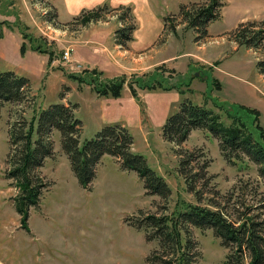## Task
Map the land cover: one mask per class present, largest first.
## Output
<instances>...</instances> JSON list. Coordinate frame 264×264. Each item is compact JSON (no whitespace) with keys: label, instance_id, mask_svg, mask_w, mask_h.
Returning a JSON list of instances; mask_svg holds the SVG:
<instances>
[{"label":"rangeland","instance_id":"1","mask_svg":"<svg viewBox=\"0 0 264 264\" xmlns=\"http://www.w3.org/2000/svg\"><path fill=\"white\" fill-rule=\"evenodd\" d=\"M9 1L11 3L6 10L11 12L10 15L0 14L1 19L10 22L9 28L3 26L0 29V71H13L27 77L31 82V91L25 102L7 104L0 110V264H148V259L160 252V241L156 237L148 241L146 233L153 234V231L138 230L133 225L138 221L143 223L148 215L174 218L188 205L208 206L213 203L225 209L229 218L234 221L238 219V215L248 213V208H252L249 215L264 213V210L256 209L264 198V180L259 175L258 165L242 153L235 162L229 163L220 150V140L207 130H193L188 140L180 146L168 142L163 138L162 127L166 122L160 123L161 114L157 116L156 111H152L156 119V124L152 123V127L147 110L149 104L155 105L158 95L156 92L161 90H142L136 86L142 101L137 103L144 109L138 111L142 116L143 129L137 127L136 117L129 121L130 127L126 124L119 125L127 128L134 139L135 145H132L131 152L145 157L149 166L169 185L171 196L164 200L158 195H149L136 172L124 170L118 159L108 155L98 164L96 177L90 188L84 189L62 149L61 134L54 131L51 137L54 156L48 158L38 170L39 178L46 188L42 190L38 206L29 210V218L25 223L27 228L22 227V217L17 213L14 203L18 189L13 186L12 181L6 179L8 156L11 152V125L18 120L29 124L50 105L65 104L75 109L77 118L82 122L80 147L96 138L109 125L106 124L104 113L100 112V103L109 98L100 97L91 85L78 84L72 80L71 75H82L80 73L89 69L87 63L77 60L76 53L86 47L84 41L94 30L106 26L114 31L128 26L135 30L136 20L132 9L106 3L102 6L107 7L104 10H101L102 7L92 8L79 13L75 20L64 23L58 19L57 11L52 6L54 0ZM243 1L255 4V0ZM188 7L191 12L195 9L191 5ZM164 8L163 12H168ZM235 8L225 11L227 29H233L232 26L242 12ZM253 8L248 9L249 14H252ZM161 10L157 9V14ZM259 10L264 14V5ZM91 11H98L101 19L87 26L80 20L77 21L82 19L83 13ZM170 16L164 40L175 34L176 26L184 25L179 31L181 37L187 40L189 33L194 31L187 26L184 16ZM252 23H255V27L251 26ZM172 27H175L174 31ZM223 27L222 23H216L211 26V34ZM153 28L149 23L141 25L138 34ZM5 29L9 30V34H6ZM243 31H247L249 36L264 31V16L236 28L224 38V42L238 45L237 38ZM10 32L17 36L20 34V37L24 32L49 43L46 49L54 52L55 60L49 63L48 54L33 51L28 39L24 40L22 37V40L15 42ZM194 35L197 34L194 32ZM207 38L204 37L201 41L206 42ZM211 40L214 41V38L209 39L206 45L209 50L216 47ZM219 40L221 39L217 41L223 42ZM23 42L26 43L25 53L22 51ZM188 42L181 45L183 50L169 47L167 52L161 54L172 55L193 49L192 42ZM222 49H225L223 53L226 60L216 63L220 66L216 71L213 68L205 71L186 69L188 59L182 57L166 66L152 68L139 77H144L142 80L147 81L150 79L147 77L157 73L167 80L168 86H177L179 82L196 77L190 87L183 88L182 93L176 90L180 100L172 105L175 109L170 111V115L179 110L183 101L192 100L199 105L206 103L208 108L220 115L226 126L235 125L222 109L215 106L217 103L247 120L254 117L253 123V119H249L250 125L254 126L256 123L264 128V74L258 69V62L264 61V42L259 49L241 48L238 52H232L227 46ZM66 52L70 53L69 61L64 59ZM93 52L98 53L96 49ZM150 56L152 54L139 55L137 59L143 61ZM100 78L104 82L108 81L105 75L99 77V80ZM130 80L133 81L131 78ZM122 92L126 99L132 96L129 91ZM35 125L37 126L36 123ZM187 154L193 155L187 169L189 172L191 170L189 176L196 181L195 192L187 189L185 178L179 170L180 162L187 159ZM205 164L208 165L204 170L206 178L202 180L199 175ZM190 232L196 243L192 252L198 251L202 256L200 264H227L228 250L222 247L220 239L215 237L212 230L202 231L190 226Z\"/></svg>","mask_w":264,"mask_h":264},{"label":"trees","instance_id":"2","mask_svg":"<svg viewBox=\"0 0 264 264\" xmlns=\"http://www.w3.org/2000/svg\"><path fill=\"white\" fill-rule=\"evenodd\" d=\"M33 1L42 2L45 0ZM9 3L11 1L1 0V15H10L11 12L6 10ZM191 6L195 8L192 12L188 11L190 9L188 6L182 7L180 16H184L187 26L197 34L196 41L198 42L204 37H208V27L220 19L221 11L219 12V9H222L224 5L220 0H210L208 3ZM106 8V6L102 7L101 10ZM100 19L101 15L98 11H91L83 13L82 19H77V21L80 20L84 26H87ZM9 23L8 21L0 22V29L3 26L8 27ZM254 24L252 23L251 26L255 27ZM174 28L171 29L174 31ZM133 31L134 27L130 26L118 29L116 31L118 45L126 47L127 43L132 40ZM21 35L24 40L30 41L33 51L48 54L49 63L55 60L54 52L46 49L49 43L33 38L24 32ZM263 42L264 31H259L251 36L247 31H243L237 38V44L240 47L249 49H259ZM22 51L24 53L26 51L25 42L22 43ZM212 68L210 67L209 70ZM258 69L264 74V61L258 62ZM80 74L82 75H71L72 80L78 84L93 86V89L101 97L120 98L122 96L126 77L104 82L101 78L99 80V77L103 76V72L96 69H87ZM143 78L132 77L133 81L129 83L131 94L138 103H142V101L135 89L136 86L142 90H178L179 93H182L183 88L190 87L196 79L194 76L185 81L186 83L179 82L177 86H168L167 80L157 73L147 77V79L150 78L147 81L142 80ZM30 85L31 82L27 77L13 71H0V110L7 104L25 102L29 98ZM215 106L222 109L227 118L232 120V124L235 125L226 126L220 115L208 108L206 103L199 105L192 100L183 101L179 110L169 115L163 125V138L180 146L188 140L190 132L193 130H207L220 140V150L229 163L235 162V159L239 158L242 153L259 166V175L264 180V128L256 123L251 126L249 119H253L252 123L254 121V117L251 115L247 120L246 117L231 113L224 106H219L217 103ZM140 107L143 111V107ZM74 110L73 107L65 104L50 105L29 124L18 120L11 125L9 130L11 152L8 156L9 169L6 179L12 181L13 186L18 189L14 203L17 213L22 217V227L27 228L25 223L29 218V210L31 207L38 206L42 190L46 188L39 178L38 170L44 166L48 158L54 156V143L51 140L54 131L61 134L62 149L68 156L71 169L79 184L84 189L90 188L96 177L98 164L105 155H108L118 159L124 170L136 172L149 195H158L164 200L171 196V188L163 177H160L149 166L145 157L131 152L134 139L127 128L119 124L108 125L96 138L89 141L84 147H80L83 126ZM248 111L255 112L254 110ZM35 136L36 139H34ZM187 155V159L180 162L179 170L185 178L187 189L195 192L196 181L189 176L191 170L189 172L187 169L193 160V155ZM207 167L208 165L205 164L202 168L203 172L199 175V177L202 176V180L206 178L204 170ZM256 209L264 210V198ZM247 210L248 213L238 215V219L234 221L217 203L208 206L188 205L174 218L148 215L143 223L138 221L133 225H136L138 230L153 231V234L145 232L148 241L155 237L160 241V252H156L150 257L148 264H200L201 254L198 251L192 252L196 248V243L192 239L190 226L202 231H213L215 237L220 239L222 247L228 250L227 264H264V213L253 216L249 215L252 208Z\"/></svg>","mask_w":264,"mask_h":264},{"label":"crops","instance_id":"3","mask_svg":"<svg viewBox=\"0 0 264 264\" xmlns=\"http://www.w3.org/2000/svg\"><path fill=\"white\" fill-rule=\"evenodd\" d=\"M210 0H54L52 3L53 7L57 11L58 19L64 21V23L76 19L79 13H82L86 10H92V8L102 7L104 4H111L114 7H126L130 8L133 11V15L136 20V28L132 34V40L127 43L126 47L118 45L116 30L114 31L111 27H100V29L94 30L92 34L84 42L86 47L80 49L76 53L77 60L83 61L89 65L88 70L96 69L103 72V75L108 80H113L119 77H126V83L122 91L128 92L131 94L129 83L132 81V77H139L144 73L150 72L152 68L158 66H166L167 63L178 61L180 58H187V67L189 70L195 68L202 69L203 71L213 67V70L216 71L220 68L216 63H220L226 60L224 58L222 49L223 46H227L231 49L232 52H238L241 48L236 44H226L224 38L228 36L232 31L238 28L241 24L247 22H254L264 16L261 9L264 5V0L256 1L255 4H248L243 0H224L221 2L224 6L222 7V13L219 20L211 23L208 27V38L213 39L212 44H216V47H212L210 50L207 49V41H196L197 35H194V32L189 33L187 40L184 37H181L180 28L177 27L175 34L168 36L164 40V33H166V25L169 24L168 16L171 14L180 16V10L184 6L194 5V4H204L208 3ZM248 1V0H247ZM165 7V8H164ZM236 7L235 10L240 13V17L235 22L233 29H227L225 27L226 13L225 11L228 8ZM254 7L251 11L252 14L248 13V9ZM162 9L159 14H157V9ZM163 8L165 11L163 12ZM173 17V16H170ZM74 19V20H75ZM60 20V21H61ZM8 21L7 19H1L0 22ZM153 26V29H149L147 32L144 31L141 35L138 34V29L141 25ZM216 23H222L223 28L219 29L215 34H211V26ZM106 24V23H105ZM6 34H9V30L5 29ZM193 31V30H191ZM13 35V39L16 42H19V39L22 40V37L17 36L14 32H10ZM196 34V33H195ZM221 39L218 42L217 40ZM189 40V42H188ZM185 42H192L193 49H189L178 54L172 55H162L161 53L167 52V49L170 48H179L183 50L181 45ZM210 43V42H208ZM93 49H96L98 53L93 52ZM248 50H252L246 48ZM202 50V51H201ZM160 52V54H159ZM200 52V53H199ZM152 54L150 58L143 59L139 61L137 56L139 55H148ZM213 55L211 57V55ZM155 57H154V56ZM222 55V56H219ZM154 58V59H153ZM191 67V68H189ZM107 75V76H106ZM131 76V77H130ZM75 82V81H74ZM77 83V82H76ZM126 85L127 88L125 87ZM136 89V87H135ZM137 90V89H136ZM123 93V92H122ZM140 93V91H139ZM155 105L149 104L147 108L150 114L151 126L156 124V119L154 118V112L156 111L157 116L161 114L162 121L160 123L166 122V118L170 115V111H174L175 107L172 108V105L180 100L179 93L175 91H160L156 92ZM101 97V96H100ZM147 100V97L145 98ZM141 110V107L138 105L136 99L133 96L128 97L127 99L121 96L120 98H109L100 103V112H103L104 119L106 124L115 125V124H126L129 126V121H132L135 117L137 118V127L143 129L142 116L138 111ZM166 117V118H165ZM127 121V122H126ZM164 122V123H165ZM153 123V124H152ZM135 145V144H134Z\"/></svg>","mask_w":264,"mask_h":264},{"label":"built area","instance_id":"4","mask_svg":"<svg viewBox=\"0 0 264 264\" xmlns=\"http://www.w3.org/2000/svg\"><path fill=\"white\" fill-rule=\"evenodd\" d=\"M69 54H70L69 52H66V53H65V57H64V59H66L67 61H69V57H70Z\"/></svg>","mask_w":264,"mask_h":264}]
</instances>
